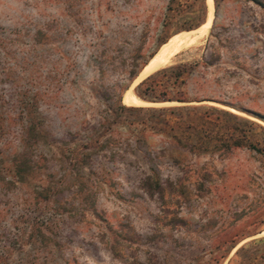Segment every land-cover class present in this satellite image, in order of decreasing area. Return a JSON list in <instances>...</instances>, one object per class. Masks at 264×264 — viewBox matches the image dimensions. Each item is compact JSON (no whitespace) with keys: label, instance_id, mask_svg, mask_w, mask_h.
Returning <instances> with one entry per match:
<instances>
[{"label":"rangeland","instance_id":"rangeland-1","mask_svg":"<svg viewBox=\"0 0 264 264\" xmlns=\"http://www.w3.org/2000/svg\"><path fill=\"white\" fill-rule=\"evenodd\" d=\"M167 3L0 0V264H264V0H205L187 31L164 25ZM183 62L196 63L186 104L224 111L212 119L259 152L172 148L135 123L149 113L112 122L101 91L131 65L120 102L162 107L179 103L142 101L133 85ZM30 122L20 181L12 158Z\"/></svg>","mask_w":264,"mask_h":264},{"label":"trees","instance_id":"trees-1","mask_svg":"<svg viewBox=\"0 0 264 264\" xmlns=\"http://www.w3.org/2000/svg\"><path fill=\"white\" fill-rule=\"evenodd\" d=\"M165 15L164 25L172 24L175 31L194 29L205 19V0H168ZM206 62L203 60V63L206 64ZM195 65L196 63L183 62L162 67L133 87L135 97L142 101L179 103L162 107L132 106L124 105L120 102V94L126 89L128 81L130 83L138 72L136 65H131L132 67L124 73L125 79L121 77L115 84L105 87L101 91L102 98L106 100V112L113 115L112 122H115L118 118L127 120L134 113H149L148 117L142 116L140 119L134 120L135 123L148 127L153 132L165 134L170 139L169 144L172 148L178 146L190 153L202 154L206 153L210 147L212 150L223 152L233 146H244L259 152L258 147L247 139L241 127L238 125L224 127L217 122L216 117L212 119L211 113H224V111L215 107L186 104L191 99L186 95L183 86ZM124 81H127V83H124ZM109 100L111 101L109 102ZM204 112L210 115L206 117ZM261 118L264 119V117ZM244 122L248 121L244 120ZM36 135V125L34 122H30L26 130V139L24 140L27 145L26 149L12 158L14 175L20 181L23 175L34 167V161L28 155L27 150L31 148V143ZM167 155L171 156L170 153ZM152 157L153 159L157 158L155 154ZM171 158L176 160L175 157ZM76 159L74 157L72 159L73 162ZM142 185L150 188V193L153 191L158 192L160 188L158 181L151 179L149 176L143 180ZM242 248L243 245L234 251L233 259L238 256V252Z\"/></svg>","mask_w":264,"mask_h":264},{"label":"water","instance_id":"water-1","mask_svg":"<svg viewBox=\"0 0 264 264\" xmlns=\"http://www.w3.org/2000/svg\"><path fill=\"white\" fill-rule=\"evenodd\" d=\"M149 59V58H148ZM148 61H146L143 65H142V67L147 63ZM141 67V68H142ZM164 67V66H163ZM140 68V69H141ZM162 68V67H161ZM158 69H160V68H158ZM158 69H156V70H158ZM156 70H154V71H156ZM154 71H152V72H150L149 74H147L146 76H144L142 79H144L145 77H147L148 75H150L151 73H153ZM142 79H140L138 82H136L133 86H135L137 83H139ZM128 88H126L124 91H123V93H122V96L124 95V93H125V91L127 90ZM131 93H132V91H131ZM132 95L133 96H135L133 93H132ZM122 96H121V100H122ZM123 104V103H122ZM136 106H140V105H136Z\"/></svg>","mask_w":264,"mask_h":264},{"label":"bare ground","instance_id":"bare-ground-1","mask_svg":"<svg viewBox=\"0 0 264 264\" xmlns=\"http://www.w3.org/2000/svg\"><path fill=\"white\" fill-rule=\"evenodd\" d=\"M162 64V63H161ZM154 65L152 63H149L147 66H145V68L143 69V72H146L147 70H149L150 68H152Z\"/></svg>","mask_w":264,"mask_h":264}]
</instances>
